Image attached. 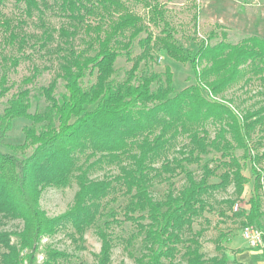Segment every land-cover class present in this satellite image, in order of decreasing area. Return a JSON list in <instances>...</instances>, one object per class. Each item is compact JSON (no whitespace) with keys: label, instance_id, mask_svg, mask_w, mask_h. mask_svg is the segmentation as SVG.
<instances>
[{"label":"trees","instance_id":"1","mask_svg":"<svg viewBox=\"0 0 264 264\" xmlns=\"http://www.w3.org/2000/svg\"><path fill=\"white\" fill-rule=\"evenodd\" d=\"M17 1L25 4L26 18H32L35 12L40 14L41 47L59 41L51 52H57L61 61L56 76L39 89V98L46 102L44 110L31 113L28 86L40 74L36 67L0 113V142L8 137L16 119L31 123L23 129V144H7L10 152L0 149V216L22 223L20 230H0V264L69 262L71 256L65 251L52 247L43 250V240L67 225L82 241L86 231L95 226L101 248L93 264H111V230L123 222L135 227L126 243L141 245V256L130 254L136 264L173 262L180 246L185 249L186 264H243L229 259L221 239L216 245L220 255L207 258L200 240L204 229L194 231L193 226L210 208L206 198L231 186L235 199L226 203L233 210L249 183L242 164L249 161L255 177L254 194L236 216L244 219V227H263L264 169L260 165L264 151L261 154L259 149L264 148V100L258 109L240 115L233 103L222 97L245 76L246 67L252 66L251 71L264 83V38L253 35L233 44L222 31V39L211 44L209 41L219 37L212 32L209 41L192 56L177 43L168 24L162 35L154 36L143 18L130 11L123 0H54L68 19L67 25L58 29L43 19L42 7L48 8L49 0ZM151 9L153 21L155 17L164 18L157 5ZM93 17L98 22L88 20ZM25 22L14 24L13 19L0 17L5 43L21 53L29 43L28 35L21 32ZM143 33L147 36L138 41L141 54L134 57L133 44ZM123 37L126 42L120 41ZM78 38L84 45L81 50L76 48ZM155 49L190 63L196 83L175 93L169 67L163 75L149 69ZM123 55L132 67L123 82H115V64ZM21 58L4 57L2 63L17 68ZM92 74L96 82L86 89L83 81ZM60 81L65 93L58 97ZM9 83V75L4 72L0 100L11 92ZM208 121L220 125L213 138L205 128ZM255 134L258 139L253 142ZM181 136H187L189 144L179 152L180 157L170 158L169 147ZM237 150H242L241 158L236 156ZM211 152L221 155L217 167H211L210 161L203 162ZM83 157L85 163H81ZM159 160L160 167H155ZM113 165L120 167L114 178H93L98 169ZM192 165L200 166V179L188 168ZM181 174L186 184L176 191L172 179ZM212 178L219 182H210ZM157 179L169 184L159 200L152 195ZM73 180L78 187L73 204L65 213L49 217L41 206L43 192L51 187H69ZM115 184L129 197L123 220L113 207L104 204Z\"/></svg>","mask_w":264,"mask_h":264},{"label":"rangeland","instance_id":"2","mask_svg":"<svg viewBox=\"0 0 264 264\" xmlns=\"http://www.w3.org/2000/svg\"><path fill=\"white\" fill-rule=\"evenodd\" d=\"M130 11L141 16L144 24L147 26L148 32L154 36L162 35V30L165 24H168L175 33L177 43L182 46L192 56H195L200 45L209 41V36L212 32H217L219 37L217 40L209 41L215 44L220 41L222 31L227 33V41L233 44L239 43L244 38L250 36V32L259 30L262 21L261 9L264 5L260 0H123ZM148 5H150L148 7ZM157 5L159 10L164 13L163 19L154 18L152 7ZM43 19L50 26L56 29L62 25H67L68 19L64 17L58 9V4L54 0L48 1V8L42 7ZM25 4L17 0H4L0 2V17H8L15 21H26L21 30L22 34L28 35L29 43L21 53L16 46H11L5 43V33L0 30V77L4 72L9 75L10 85L12 90L6 98L0 100V113L3 111L7 100L16 94L21 86L24 78L31 76L34 73V68L40 71L39 76L33 84L28 86L31 89L32 108L31 113L36 110H44L46 102L43 98H39V89L47 86L50 81L56 76L59 70V62L61 57L55 50L59 41L50 43L47 47L42 48V32L40 24V14L34 13L32 18L25 17ZM258 19V20H257ZM89 21L98 22L97 17L89 18ZM221 25L223 28L219 27ZM251 30V31H250ZM82 35V34H81ZM147 36L146 33L134 42L132 53L134 57L141 54V48L138 41ZM120 41L126 42L127 38H121ZM78 50L83 49L84 45L80 38L76 42ZM49 49V51L47 50ZM154 60L150 63L149 69L151 72H156L161 75L164 74L165 68L169 67L173 73V88L175 93H179L184 88L194 85L196 83L195 72L190 63L184 64L173 57L167 51L155 49L153 51ZM22 57L21 63L17 68H12L6 63H2L4 57ZM132 67V63L128 62L125 56L118 58L115 64L116 73L113 77L115 82H123L126 79V74ZM144 65H142V68ZM252 66L244 69L245 76L233 87H231L222 97L225 100L231 101L233 106L239 111L241 115L247 110L258 109L264 100V83L260 81V76L251 71ZM96 82V75H89L83 81V87L88 89ZM157 86L154 85V88ZM65 93L63 81L59 82L57 96L60 97ZM220 99V98H219ZM218 100V97H215ZM93 108V107H92ZM90 108V109H92ZM31 123L23 118H18L13 122L12 130L8 137L0 142V149L3 152H10L6 147L7 144L21 145L25 142V135L23 129ZM219 124L208 121L205 128L210 132L211 137L219 129ZM1 136V133H0ZM258 135L255 134L253 142L257 141ZM189 144L187 136H181L173 143L169 152V157H180L179 152L186 149ZM264 148L259 149V153H263ZM236 156H242V150L235 151ZM94 161V160H91ZM210 161L211 167L219 166L221 155L216 152H211L210 155L203 157V162ZM81 163H85V157L82 158ZM126 163V162H125ZM162 160L155 163V167H160ZM244 165L243 173L249 178V183L245 186V192L242 199L237 202L239 209L245 208L248 205L250 197L254 194V180L255 177L251 170V162L242 161ZM261 168L264 169V159L261 161ZM194 172L197 179L202 176L200 166L192 165L188 167ZM222 170H219L221 173ZM120 173L119 165L107 166L98 169L93 178L102 179L103 177L114 178ZM212 183L219 182L218 178H212ZM174 190L178 191L186 184V179L183 174L178 175L172 179ZM78 187L75 180L66 188H47L41 198V206L47 212L49 217L59 216L65 213L73 204L74 196ZM169 190V184L161 179H157L152 187V195L155 199H162ZM261 197L264 205V190L261 191ZM129 197L125 194V190L119 185L115 184V189L110 196L104 200V204H108L115 209L118 218L124 219V208L127 205ZM235 199L234 187L231 186L225 191H218L212 193L206 200L209 202L210 208L203 216L199 217L193 226L194 231L204 229L201 237L202 252L207 258L220 255L216 251L218 239L221 245L225 247L229 259L235 260L236 251H243L248 242L242 236L243 221L241 217H237L235 210L231 209L226 201ZM108 207V206H107ZM223 213V214H221ZM101 223V221L99 222ZM22 223L20 221H13L3 219L0 216V230L14 231L20 230ZM264 227V224H263ZM135 231V227L130 222H123L121 225H114L112 228V236L114 240V248L112 253L111 264H136L134 258L141 256V245L134 244L129 246L126 241ZM225 236H222V235ZM75 235V238H74ZM83 246L84 249L80 248ZM47 247L62 250L67 252L71 257L69 262L64 264H93L96 261V256L100 252L101 241L97 236V229L95 226L89 228L84 236V240H79L78 235L70 225L60 229L57 235L43 240V250ZM252 249V248H251ZM255 250V249H252ZM258 250V249H257ZM229 251V252H228ZM43 254L40 255L39 260L42 261ZM164 264H186L185 249L180 246L179 252L173 262L165 261Z\"/></svg>","mask_w":264,"mask_h":264},{"label":"crops","instance_id":"3","mask_svg":"<svg viewBox=\"0 0 264 264\" xmlns=\"http://www.w3.org/2000/svg\"><path fill=\"white\" fill-rule=\"evenodd\" d=\"M260 1H263L262 3H264V0ZM262 11L264 13V5L261 9V13ZM261 16L263 18L262 21L257 19L260 23V27L258 28L259 30L255 32L253 31V29L252 32H250V36L257 35L264 38V14H261ZM234 259L243 264H264V251L252 250L249 245H247V247L243 251H236Z\"/></svg>","mask_w":264,"mask_h":264},{"label":"built area","instance_id":"4","mask_svg":"<svg viewBox=\"0 0 264 264\" xmlns=\"http://www.w3.org/2000/svg\"><path fill=\"white\" fill-rule=\"evenodd\" d=\"M233 209L238 212L239 205L236 204ZM242 236L248 242L250 248L264 251V227H258L257 225L243 227Z\"/></svg>","mask_w":264,"mask_h":264}]
</instances>
